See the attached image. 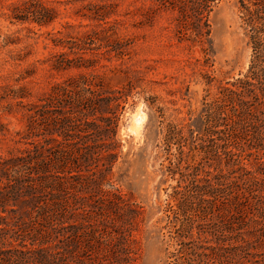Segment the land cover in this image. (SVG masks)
<instances>
[{
	"label": "trees",
	"instance_id": "obj_1",
	"mask_svg": "<svg viewBox=\"0 0 264 264\" xmlns=\"http://www.w3.org/2000/svg\"><path fill=\"white\" fill-rule=\"evenodd\" d=\"M151 1L146 22L171 12L177 41L209 55V16L220 0ZM238 4L251 61L208 105L205 128L196 137L203 159L210 151L221 158L223 149L227 171L201 176L195 166L190 183L171 195L176 208L188 213L190 227H200L197 240L181 242L191 246L181 264H264V0ZM39 6L34 20L52 22L53 12ZM108 8L115 6L89 2L83 17L98 22V29L51 40L60 50L50 57L51 71L77 74L53 83L35 103H17L27 124L17 134L22 147L0 157V264H138L144 209L116 187L113 172L122 155L117 132L129 92L83 72L95 66L97 52L112 51L102 40L114 31ZM179 132L169 127V135ZM205 143H212L210 151ZM207 220L210 230L203 228Z\"/></svg>",
	"mask_w": 264,
	"mask_h": 264
},
{
	"label": "rangeland",
	"instance_id": "obj_2",
	"mask_svg": "<svg viewBox=\"0 0 264 264\" xmlns=\"http://www.w3.org/2000/svg\"><path fill=\"white\" fill-rule=\"evenodd\" d=\"M89 2L115 6L106 9L114 11L108 20L114 31L102 39L112 51L97 52L95 66L83 72L98 75L108 88L129 92L117 132L122 155L113 172L116 187L144 209L137 233L138 264H181L191 247L181 242L197 240L200 227H190L188 213L176 208L171 195L190 183L195 166L201 167V176L227 171L223 149L218 158L209 149L212 143H205L210 152L203 159L197 138L205 128L208 105L221 97L226 83L248 70L252 50L243 13L238 0H220L209 16L212 48L206 57L199 45L188 48L177 41L171 12L144 20L151 0H0V157L22 147L17 134L27 119L17 103H35L53 83L77 74L51 71L50 57L60 51L51 40L82 38L97 30L98 22L83 17L89 14ZM39 5L53 12L49 24L34 20L32 13ZM140 111L145 120L133 132V118ZM169 127L181 132L169 135ZM210 225L207 220L203 228L210 230ZM180 249L183 254L176 260L173 254Z\"/></svg>",
	"mask_w": 264,
	"mask_h": 264
},
{
	"label": "bare ground",
	"instance_id": "obj_3",
	"mask_svg": "<svg viewBox=\"0 0 264 264\" xmlns=\"http://www.w3.org/2000/svg\"><path fill=\"white\" fill-rule=\"evenodd\" d=\"M145 120V115L140 111L134 118H133V132L137 131V128L139 127V125L144 122Z\"/></svg>",
	"mask_w": 264,
	"mask_h": 264
}]
</instances>
